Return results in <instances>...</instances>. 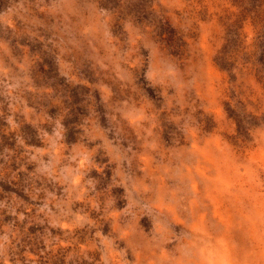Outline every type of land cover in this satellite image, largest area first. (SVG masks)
Listing matches in <instances>:
<instances>
[{"label":"rangeland","instance_id":"1","mask_svg":"<svg viewBox=\"0 0 264 264\" xmlns=\"http://www.w3.org/2000/svg\"><path fill=\"white\" fill-rule=\"evenodd\" d=\"M0 264H264V0H0Z\"/></svg>","mask_w":264,"mask_h":264}]
</instances>
